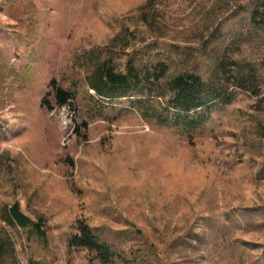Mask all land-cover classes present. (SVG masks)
Returning a JSON list of instances; mask_svg holds the SVG:
<instances>
[{
	"label": "rangeland",
	"instance_id": "374dc122",
	"mask_svg": "<svg viewBox=\"0 0 264 264\" xmlns=\"http://www.w3.org/2000/svg\"><path fill=\"white\" fill-rule=\"evenodd\" d=\"M108 59L129 88H91ZM4 240L0 264H264V0H0Z\"/></svg>",
	"mask_w": 264,
	"mask_h": 264
},
{
	"label": "trees",
	"instance_id": "16d2710c",
	"mask_svg": "<svg viewBox=\"0 0 264 264\" xmlns=\"http://www.w3.org/2000/svg\"><path fill=\"white\" fill-rule=\"evenodd\" d=\"M133 76V69L130 62L126 63V72H118L116 65L111 59L105 60L95 66L92 74L89 76L91 88L102 92L105 88H129ZM53 87L54 96L58 105H64L71 100V94L57 86L56 80L52 79L50 84ZM202 81L200 77L192 74H179L170 83L169 87L174 94L180 105L186 112L197 109L202 100ZM42 105H44L42 103ZM49 107V106H48ZM10 216L8 217L11 223H18L20 226H27L29 219L20 211L19 203H14L9 208ZM38 226V224H37ZM78 234L74 235L71 244L79 246H90L96 250L100 257L104 260L109 259L111 256L110 248L105 242H101L88 225L78 220L77 223ZM9 245L5 240L0 243V252H5L6 246Z\"/></svg>",
	"mask_w": 264,
	"mask_h": 264
},
{
	"label": "built area",
	"instance_id": "2783aa9c",
	"mask_svg": "<svg viewBox=\"0 0 264 264\" xmlns=\"http://www.w3.org/2000/svg\"><path fill=\"white\" fill-rule=\"evenodd\" d=\"M71 100H69L68 103L58 106L57 108L54 109L55 110H61V115H62V121H63V125L66 128V130L70 129L72 130V116L73 113H71V105H70Z\"/></svg>",
	"mask_w": 264,
	"mask_h": 264
}]
</instances>
